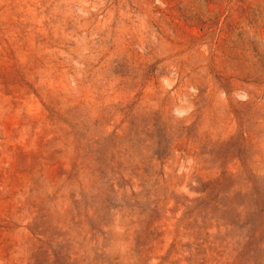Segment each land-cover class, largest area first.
<instances>
[{
	"label": "rangeland",
	"instance_id": "374dc122",
	"mask_svg": "<svg viewBox=\"0 0 264 264\" xmlns=\"http://www.w3.org/2000/svg\"><path fill=\"white\" fill-rule=\"evenodd\" d=\"M0 264H264V0H0Z\"/></svg>",
	"mask_w": 264,
	"mask_h": 264
}]
</instances>
